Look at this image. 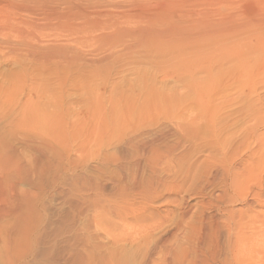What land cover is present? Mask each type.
I'll list each match as a JSON object with an SVG mask.
<instances>
[{
  "label": "bare ground",
  "instance_id": "bare-ground-1",
  "mask_svg": "<svg viewBox=\"0 0 264 264\" xmlns=\"http://www.w3.org/2000/svg\"><path fill=\"white\" fill-rule=\"evenodd\" d=\"M1 62L0 264H264V0H0Z\"/></svg>",
  "mask_w": 264,
  "mask_h": 264
},
{
  "label": "rangeland",
  "instance_id": "rangeland-1",
  "mask_svg": "<svg viewBox=\"0 0 264 264\" xmlns=\"http://www.w3.org/2000/svg\"><path fill=\"white\" fill-rule=\"evenodd\" d=\"M254 4H256V2L250 3V5H254ZM241 7L246 8L242 5ZM133 56L135 55H132L128 60L124 62V67L120 68L118 70V73L116 72L111 76L106 88V96L109 95L110 89H111L110 94L114 96H119L121 94H131V93L137 94L139 88L143 86L144 82L151 83V81L153 80L152 77L154 76L152 66L147 60H143L137 56L135 57ZM0 66H1L0 86H2V84H4V82L8 78L10 72L14 70H18L19 68L18 66H14V64L12 63L6 64L1 62ZM156 86L164 90L165 92L170 93L176 91L177 84L175 82L173 84L172 81L171 82L166 81L164 83L157 82ZM96 87L97 84L95 82L89 83L87 85H82V87L74 86L71 83L70 84L67 83L63 87H57L55 85H50V86L45 85V87L42 86L41 88H39V91L44 88L47 92H49L52 95H55L56 98L60 99L63 104L64 115L67 114L69 115L70 118L67 115H65V117L68 120L72 121L77 118V117L72 118L74 116H78V117L83 116V111H84L83 109L86 104L85 96H87V94L93 91V89L95 90ZM85 89H87V91H85ZM64 108H66L67 110ZM64 110L66 113L64 112ZM71 115L73 116L71 117ZM260 198L262 201H264V175L262 176V188H261Z\"/></svg>",
  "mask_w": 264,
  "mask_h": 264
}]
</instances>
